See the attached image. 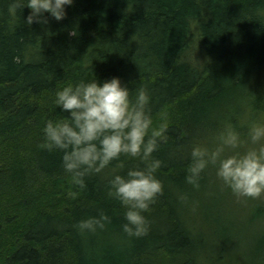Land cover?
Returning a JSON list of instances; mask_svg holds the SVG:
<instances>
[{
	"label": "trees",
	"instance_id": "obj_1",
	"mask_svg": "<svg viewBox=\"0 0 264 264\" xmlns=\"http://www.w3.org/2000/svg\"><path fill=\"white\" fill-rule=\"evenodd\" d=\"M11 2L0 0V264H233L247 252L254 241L230 235V224L219 231L220 205L206 200L214 170L199 191L185 175L193 143L226 116L236 124L246 110L250 120L264 114V0H74L64 20L46 13L47 24L30 26V10L10 12ZM94 77L146 85L152 129L167 125L153 154L164 194L145 213L150 230L141 238L122 230L108 170L80 190L62 153L43 146L44 121L63 115L56 91ZM101 211L111 218L105 230L74 227Z\"/></svg>",
	"mask_w": 264,
	"mask_h": 264
},
{
	"label": "clouds",
	"instance_id": "obj_2",
	"mask_svg": "<svg viewBox=\"0 0 264 264\" xmlns=\"http://www.w3.org/2000/svg\"><path fill=\"white\" fill-rule=\"evenodd\" d=\"M74 0H12L10 12L28 8L26 23L47 24L45 14L57 22L66 18V8ZM151 96L146 85L129 88L117 77L103 83L95 77L59 89L53 104L63 114L44 121V147L62 153V168L72 185L87 187L86 178L108 170V196L120 202L124 211L123 232L129 238H141L150 230L145 215L164 194L157 177L162 161L154 157L166 139L164 124L153 130ZM245 111L247 139L237 130L240 120L232 123L226 116L218 130L203 142H194L185 182L199 191L203 174L214 170L221 189L230 190L238 202L264 198V114L249 120ZM138 159L143 167H129L124 160ZM116 162L113 166V162ZM187 202L188 197H179ZM199 204L192 202L195 212ZM111 218L103 211L98 216L79 221L74 227L81 234H95L106 229Z\"/></svg>",
	"mask_w": 264,
	"mask_h": 264
},
{
	"label": "rangeland",
	"instance_id": "obj_3",
	"mask_svg": "<svg viewBox=\"0 0 264 264\" xmlns=\"http://www.w3.org/2000/svg\"><path fill=\"white\" fill-rule=\"evenodd\" d=\"M237 118L240 120V126L237 128H246V133H241L242 139H247V125L245 119L236 117V122ZM213 176V184L209 190L210 195L206 197V200L211 203L210 198H212L215 204H217L215 209H217L218 204L220 205V209L217 211L219 215L215 216L219 224V231L227 228L226 225L230 224V227H232L230 229V235H234L237 238L245 235L250 241H254L247 252L238 253L236 257L232 256L231 262L233 264H258L254 258L258 247L260 248L257 250L259 258L260 255L264 256V198L258 200L248 199L246 202H238L237 198L230 190L221 189L219 182L215 178V174ZM217 192L223 196V201L220 202V197ZM257 212L260 214H257ZM212 224L214 229L218 230L217 224H214L213 221ZM256 236L258 239L254 240Z\"/></svg>",
	"mask_w": 264,
	"mask_h": 264
}]
</instances>
